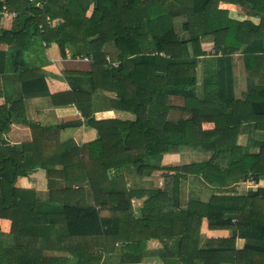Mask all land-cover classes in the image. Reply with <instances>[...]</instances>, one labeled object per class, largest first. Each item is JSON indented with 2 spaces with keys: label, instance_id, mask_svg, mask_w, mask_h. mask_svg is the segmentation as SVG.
<instances>
[{
  "label": "trees",
  "instance_id": "trees-1",
  "mask_svg": "<svg viewBox=\"0 0 264 264\" xmlns=\"http://www.w3.org/2000/svg\"><path fill=\"white\" fill-rule=\"evenodd\" d=\"M44 2L38 10L28 0H4L0 9L5 5L17 17L8 30L0 32V43L15 47L20 55L39 36L48 43L57 42L62 57L66 42L76 45L74 54L92 57L93 72L109 81L121 108L136 112L137 119H87L98 138L82 146L68 140L11 149L2 145L3 134L16 121V112L13 105L11 110L0 107V219L11 222L9 234L0 232V264H138L150 240L161 244L163 264L169 256L176 264H264V185L260 184L264 139L257 154H244L236 145L242 123L253 132H264V0H93L90 17H85L87 2L66 17L67 26L61 31H52L46 17L54 19L55 9L66 10L75 1ZM221 2L249 5L263 17L257 25L233 21L218 9ZM196 16L203 18L205 34L213 36L221 54L210 62L214 69H206L202 100L195 93V70L198 58L206 54L199 49L198 36L181 38L173 27L176 17L187 18V26ZM247 30L256 37L244 46ZM108 44L113 45L111 59L115 60L109 68L108 51L103 49ZM239 51L248 73L247 92L242 100H235L230 58ZM173 97L181 100L179 109L186 112L182 133L164 128L169 111L176 107ZM212 118L214 131L193 139V131ZM195 139L208 145L217 142L223 148L213 146L211 160L178 167L176 175L193 171L210 184H220L222 177L246 178L256 189L237 196H214L207 202L190 199L182 207L177 194L139 189L123 178L108 177L110 169L133 164L139 165L136 176L140 178L159 167L169 147L195 146L199 143ZM134 151L140 154L130 156ZM36 168L44 169L48 178L58 176L86 185L52 189L45 202L13 197L17 177H26ZM135 200L141 201L137 207ZM203 218L209 229L231 230V239L199 251L197 236ZM236 236L246 240L237 251L229 244Z\"/></svg>",
  "mask_w": 264,
  "mask_h": 264
},
{
  "label": "crops",
  "instance_id": "crops-1",
  "mask_svg": "<svg viewBox=\"0 0 264 264\" xmlns=\"http://www.w3.org/2000/svg\"><path fill=\"white\" fill-rule=\"evenodd\" d=\"M75 2L64 9H55V18L50 20L49 27L52 31H61L67 26L68 15H75L76 8H82L88 2L85 17H90L93 12V0H74ZM4 0H0L2 4ZM67 4V2H64ZM4 4V3H3ZM78 4V6H77ZM218 9L227 12V18L233 21L257 25L260 22L262 12L250 10V6H239L236 4L221 2ZM264 16V15H263ZM262 16V17H263ZM187 18H174V30L181 38H189L192 35L199 38V49L205 56L198 58L196 66V96L199 100L203 98V79L206 69L211 72L214 66L210 64L221 54L215 48L213 36L205 34L203 18L196 16L190 18L193 22L184 26ZM12 21L0 20V32L8 30ZM256 37V33L247 30L243 38L244 46H248ZM76 45L66 42L64 44V57L61 56L57 42H46L41 37H33L27 50L18 55V50L7 44L0 43V107L11 110L13 105L16 112V121L3 134L4 147L20 149L23 144L58 142L62 143L73 140L77 146L94 142L97 132L90 127L87 119L94 121L117 120L122 122H134L137 119L136 112H127L121 108L115 93L110 92L109 81L103 80L99 72H93L92 57L74 54ZM108 51L111 67L113 61V45L108 44L103 48ZM149 49L154 51L153 45ZM191 49V45L188 46ZM179 48L174 51L180 53ZM232 65V88L235 100H242L247 92L248 73L245 68L244 56L241 51L231 56ZM108 60V62H109ZM112 62V63H111ZM117 62V61H116ZM105 68V69H108ZM258 82L260 80L258 79ZM264 82V80H263ZM75 91H81V95H74ZM175 109L169 111L164 128L170 132L182 133L184 130V112L179 109L181 100L178 97L171 98ZM78 102L86 115L75 106ZM146 110V109H145ZM245 110H243V113ZM186 117V116H185ZM209 121V122H207ZM202 122L201 127L193 131L195 137H203L201 134L213 132L216 126L215 120L210 119ZM220 122V121H217ZM76 126H68L73 124ZM264 126V125H263ZM264 139L263 131L253 132L250 126L242 123L237 146L248 155L257 154L258 146ZM195 146L180 144L169 147L167 154L160 160L159 167L150 169L138 178L136 172L139 165L124 164L108 171L110 180L123 178L128 185L139 189L159 188L167 190L168 194H177L180 205L185 207L190 199L202 202L209 201L214 196H237L256 187L248 182L249 179L234 177H222L220 184H210L197 173H177L178 167H190L211 160L218 143L202 144ZM182 145V146H181ZM222 147L223 145H218ZM223 148V147H222ZM241 151L240 153L243 154ZM192 159V160H190ZM224 163L227 159L223 158ZM153 164V161L150 162ZM59 171L61 166H57ZM195 170V169H194ZM179 177V181H176ZM260 181L264 185V177ZM86 185L84 182L68 183L61 178H48L44 169L36 168L28 172L26 177H17L13 186V197L37 199L45 202L49 197V191L61 187H72ZM141 201L135 200L134 207L139 206ZM11 222L0 219V232L9 234ZM232 232L229 229H209L206 219H202L199 234L197 236L199 251H207V245L219 244V242L231 239ZM4 239H2L3 241ZM246 240L236 236L232 243L234 250L243 248ZM162 246L157 240H150L141 263L138 264H163L160 260ZM169 262L176 264L173 256L166 257ZM73 257L68 260L73 261ZM195 263H197L195 261ZM220 264H225L224 262Z\"/></svg>",
  "mask_w": 264,
  "mask_h": 264
},
{
  "label": "built area",
  "instance_id": "built-area-1",
  "mask_svg": "<svg viewBox=\"0 0 264 264\" xmlns=\"http://www.w3.org/2000/svg\"><path fill=\"white\" fill-rule=\"evenodd\" d=\"M29 4L38 10H41L45 4L44 0H28ZM17 17L16 12L9 11L5 5H3L0 9V20L3 21H11ZM46 21L49 23L50 19L46 17ZM41 29V26H39Z\"/></svg>",
  "mask_w": 264,
  "mask_h": 264
},
{
  "label": "rangeland",
  "instance_id": "rangeland-1",
  "mask_svg": "<svg viewBox=\"0 0 264 264\" xmlns=\"http://www.w3.org/2000/svg\"><path fill=\"white\" fill-rule=\"evenodd\" d=\"M140 153L138 152V151H134V152H132L131 154H130V156H132V157H135V156H138ZM190 160H192V159H190Z\"/></svg>",
  "mask_w": 264,
  "mask_h": 264
}]
</instances>
